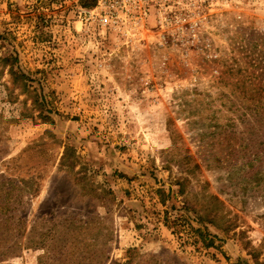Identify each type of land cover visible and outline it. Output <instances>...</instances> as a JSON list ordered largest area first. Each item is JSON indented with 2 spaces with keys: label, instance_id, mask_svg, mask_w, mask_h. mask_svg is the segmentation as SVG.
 Here are the masks:
<instances>
[{
  "label": "rangeland",
  "instance_id": "1",
  "mask_svg": "<svg viewBox=\"0 0 264 264\" xmlns=\"http://www.w3.org/2000/svg\"><path fill=\"white\" fill-rule=\"evenodd\" d=\"M231 1L179 49L0 0V264L264 261V0Z\"/></svg>",
  "mask_w": 264,
  "mask_h": 264
},
{
  "label": "built area",
  "instance_id": "2",
  "mask_svg": "<svg viewBox=\"0 0 264 264\" xmlns=\"http://www.w3.org/2000/svg\"><path fill=\"white\" fill-rule=\"evenodd\" d=\"M221 1H223L221 3ZM232 6L231 0H95L80 8L85 32L95 25L122 46L202 49L203 5Z\"/></svg>",
  "mask_w": 264,
  "mask_h": 264
},
{
  "label": "trees",
  "instance_id": "3",
  "mask_svg": "<svg viewBox=\"0 0 264 264\" xmlns=\"http://www.w3.org/2000/svg\"><path fill=\"white\" fill-rule=\"evenodd\" d=\"M83 4L85 6L91 7V6H93L95 4V0H91V2H89V3H86L85 0H83ZM251 255L254 258V261H253L254 263L253 264H264V261L259 260V257L256 256L255 253L252 252ZM234 264H251V263H248L247 261H241V260H239L237 263H234Z\"/></svg>",
  "mask_w": 264,
  "mask_h": 264
}]
</instances>
